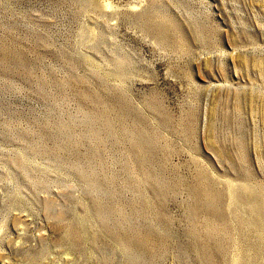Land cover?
Returning a JSON list of instances; mask_svg holds the SVG:
<instances>
[{
	"label": "rangeland",
	"instance_id": "obj_1",
	"mask_svg": "<svg viewBox=\"0 0 264 264\" xmlns=\"http://www.w3.org/2000/svg\"><path fill=\"white\" fill-rule=\"evenodd\" d=\"M0 264H264V0H0Z\"/></svg>",
	"mask_w": 264,
	"mask_h": 264
}]
</instances>
